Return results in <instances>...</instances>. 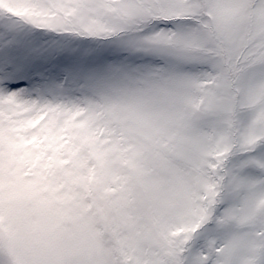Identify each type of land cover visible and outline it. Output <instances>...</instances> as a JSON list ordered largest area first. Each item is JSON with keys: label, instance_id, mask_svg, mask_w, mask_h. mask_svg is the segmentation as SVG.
<instances>
[{"label": "snow or ice", "instance_id": "snow-or-ice-1", "mask_svg": "<svg viewBox=\"0 0 264 264\" xmlns=\"http://www.w3.org/2000/svg\"><path fill=\"white\" fill-rule=\"evenodd\" d=\"M0 264H264V0H0Z\"/></svg>", "mask_w": 264, "mask_h": 264}]
</instances>
